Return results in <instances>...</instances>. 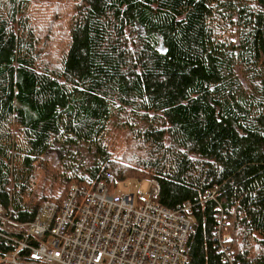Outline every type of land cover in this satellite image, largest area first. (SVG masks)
Instances as JSON below:
<instances>
[{"label":"trees","instance_id":"trees-1","mask_svg":"<svg viewBox=\"0 0 264 264\" xmlns=\"http://www.w3.org/2000/svg\"><path fill=\"white\" fill-rule=\"evenodd\" d=\"M107 174L190 205L188 264H264V0H0V205Z\"/></svg>","mask_w":264,"mask_h":264},{"label":"built area","instance_id":"built-area-1","mask_svg":"<svg viewBox=\"0 0 264 264\" xmlns=\"http://www.w3.org/2000/svg\"><path fill=\"white\" fill-rule=\"evenodd\" d=\"M70 186L61 203L43 201L32 221L16 223L0 205L1 264H188L191 207L119 193L117 181ZM110 180V181H109ZM223 264H235L227 240L216 233Z\"/></svg>","mask_w":264,"mask_h":264},{"label":"rangeland","instance_id":"rangeland-1","mask_svg":"<svg viewBox=\"0 0 264 264\" xmlns=\"http://www.w3.org/2000/svg\"><path fill=\"white\" fill-rule=\"evenodd\" d=\"M66 44V42H65ZM55 166L58 162V156L55 152H50L44 157ZM118 179H114V182ZM11 188V184L9 186ZM154 188L153 183L145 178H127L122 181H117V191L119 193L134 194V195H147ZM7 211L11 212V219L13 220V211L9 206Z\"/></svg>","mask_w":264,"mask_h":264},{"label":"water","instance_id":"water-1","mask_svg":"<svg viewBox=\"0 0 264 264\" xmlns=\"http://www.w3.org/2000/svg\"><path fill=\"white\" fill-rule=\"evenodd\" d=\"M158 50H159L160 53H164V51L162 49V45L159 46Z\"/></svg>","mask_w":264,"mask_h":264}]
</instances>
